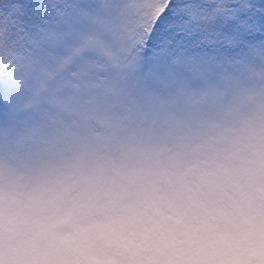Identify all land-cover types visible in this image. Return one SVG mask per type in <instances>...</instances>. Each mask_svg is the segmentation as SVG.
I'll return each mask as SVG.
<instances>
[{"label":"clouds","instance_id":"obj_1","mask_svg":"<svg viewBox=\"0 0 264 264\" xmlns=\"http://www.w3.org/2000/svg\"><path fill=\"white\" fill-rule=\"evenodd\" d=\"M114 79L0 122V264H264V57Z\"/></svg>","mask_w":264,"mask_h":264},{"label":"snow or ice","instance_id":"obj_2","mask_svg":"<svg viewBox=\"0 0 264 264\" xmlns=\"http://www.w3.org/2000/svg\"><path fill=\"white\" fill-rule=\"evenodd\" d=\"M243 54L264 57V0H0V122L71 107L113 73L131 86Z\"/></svg>","mask_w":264,"mask_h":264}]
</instances>
